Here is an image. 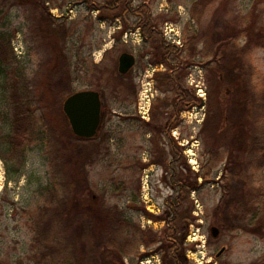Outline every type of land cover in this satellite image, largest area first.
Segmentation results:
<instances>
[{
  "label": "rangeland",
  "instance_id": "1",
  "mask_svg": "<svg viewBox=\"0 0 264 264\" xmlns=\"http://www.w3.org/2000/svg\"><path fill=\"white\" fill-rule=\"evenodd\" d=\"M105 1L0 0V35L10 39L14 49L11 64L2 63L8 76L0 80V264H51L35 248L41 239L39 217L48 198L55 195L58 186L54 182H69L74 174L80 175L76 162L72 166L68 161L79 156L80 148L74 143L58 98L66 58L71 65V87L75 91L98 90L103 103L97 139L80 142L83 149L94 143L100 148L83 164L88 188L80 192L81 186L73 183L69 193L95 195L107 205L118 206L137 227L158 232L161 238L168 220L174 217L168 199L180 195L179 215L171 226L185 235L181 246L185 264H264V166L256 161L233 167L223 149L218 158L208 155L211 132L204 123L209 111L222 106L229 116L219 123L218 142L230 127L229 113L233 118L245 114L235 103L237 99L226 91L219 96L215 85L209 84L205 64L210 58L197 53L202 43H190L193 34L213 20L223 29L238 28L240 19L253 7L255 25L261 26L264 0H216L205 9L201 24L191 14L195 0H134V7L143 5L142 12L152 16L159 38L167 45L175 43L168 56L135 27L140 16H114L94 7ZM53 22L66 23L71 34L56 36ZM244 41L240 39L241 44ZM123 52L136 55V64L129 72L137 90L135 99L120 92L115 81ZM163 58L182 64L172 74L180 77L189 99L178 118L170 105L175 98L173 86L166 82L171 70L160 62ZM237 59L238 67L250 65L253 77L264 85V46L249 52L248 64ZM18 74L28 81L32 108L43 135L16 152L6 136L15 134V108L8 81L12 76L15 82ZM140 78L150 82L147 86L154 93L149 120L143 119L137 108ZM200 88L206 91V98L198 94ZM168 119L175 123L169 135L157 129ZM79 158L81 164L84 157ZM178 166L182 182L180 177L172 180L170 176L171 169ZM146 196L150 201L146 202ZM150 204L154 212L148 209ZM86 225L84 219L69 234L84 261L90 247L85 245V235L81 236ZM212 226L220 229L217 238L211 234ZM92 234V243L99 244L96 232ZM128 235V253L120 255L100 248L97 264H174L168 244L162 240L152 242L148 234L143 238L139 233ZM223 247L224 252L217 256Z\"/></svg>",
  "mask_w": 264,
  "mask_h": 264
},
{
  "label": "trees",
  "instance_id": "2",
  "mask_svg": "<svg viewBox=\"0 0 264 264\" xmlns=\"http://www.w3.org/2000/svg\"><path fill=\"white\" fill-rule=\"evenodd\" d=\"M215 1H194L191 7V14L197 20V23L201 24L205 9ZM224 1L222 0L223 3ZM133 2L134 0H106L104 3L94 5V7L101 11L112 12L114 16H119L122 13H133L140 16L141 21L135 24V27H140L145 38L155 44L157 43V48L163 56H168L169 53L174 51L173 46L175 44L170 43L167 45L165 41L161 40L159 35H157L158 31H155L156 28L153 24L152 16L149 13L142 12L143 5L134 7ZM253 14L254 7L240 19L242 22L238 23V28L233 29L234 31L230 28L228 29V27L223 29L221 25H216L213 20V24L206 26L204 29L200 27L199 31L195 32L190 38V43L194 46L199 43L203 45L197 50V53L203 57L210 58L205 64L209 84L215 85L219 96H222L223 91H226V93L224 92L225 94L237 99L235 103L239 105L245 114L242 116L239 114L233 118L232 114L229 113L231 116L230 127L221 133L223 140L218 142L219 123L224 117L229 118V116L222 106L219 109L209 111L204 127L210 129L211 139H209L212 147L208 149L207 153L218 158V155L221 154V149H223L227 153L228 164L233 167L241 166V168L244 162L255 163L259 161L261 166H264V85L259 84L256 78L253 77L254 74L250 65L238 67L237 59L240 57L248 64L249 52L257 46H264V23L256 27L252 17ZM52 26H55L54 34L56 36L62 33L64 37H67L71 34L70 28L66 26V23L57 24L53 22ZM189 27L190 23L188 29ZM241 38L245 39L242 44L240 43ZM13 51L11 40L4 37V35H0V80L8 76V72L3 68L2 63L11 64ZM160 62H165L169 71L171 70V73L167 74L166 82L173 86L175 98L170 105L175 107L178 118L181 109L187 106L189 99L188 91L181 84L180 77L172 74L173 70L181 69L182 64L174 61V59L168 60L166 58H163ZM64 64L66 70L60 74V80L64 83H62L63 87L58 91V98L61 104L64 103L69 95L75 92L71 87L69 76L71 69L70 60L66 58ZM9 78L12 79V76ZM11 79L8 82H11V97L15 108V134L6 136V140L11 144L14 151L19 152V149L23 150L26 145L43 135V131L37 125L38 118L32 108L31 91L26 77L18 74L15 82H12ZM115 81L120 92H127L128 96L132 95L134 99L136 98L137 90L129 72L122 74L117 70ZM146 124L154 125L152 122H146ZM174 125L175 123L168 119L163 123V126L158 125L157 129L169 135V131ZM72 137L75 139V145L80 148V154L77 158L69 157L68 161H71L72 166L76 162L75 166L77 169L80 168L78 171L80 175L74 174L75 177L73 176V180L71 181L70 179L69 182L63 183L60 180L54 182L58 186L55 195H51L47 204L43 206L42 216L39 217L38 230L41 239H39L40 244H38V247H35L43 252V254H40L43 259L48 258L51 264H97L96 257L100 248L114 252L118 251L120 255L128 253V245L130 244L128 234L134 232L135 234L139 233L142 238L148 234L152 242L162 240V242H165L164 244H168L170 259L174 264H185L181 257V246L184 244L185 235H179L178 228L171 226L172 221L179 215L181 196L177 195L168 199L167 203L174 217L168 220V226L165 227L161 238L158 232L137 227L126 218L124 211L119 209L118 206L107 205L95 198V195L90 197L72 195V193H69V186L73 183L81 186L80 192H84L88 188L87 179L82 172L83 164L90 162L100 150L97 143L90 145L86 149H83L80 144V142L84 141H95L97 136L82 138L72 134ZM81 156L84 157V160L80 164L78 159H81L79 158ZM171 171L174 174L176 173V169H171ZM180 180L182 182V178ZM53 186L55 187V185ZM61 191L67 193L58 195ZM84 219H86L87 225L81 236L85 235V245H90L87 252H85L86 261L83 260L84 255L80 254L75 241L69 237L72 227L78 228L80 222ZM45 221H48V223L45 224ZM93 231L96 232L99 238V244L97 245L92 243L91 240Z\"/></svg>",
  "mask_w": 264,
  "mask_h": 264
},
{
  "label": "water",
  "instance_id": "3",
  "mask_svg": "<svg viewBox=\"0 0 264 264\" xmlns=\"http://www.w3.org/2000/svg\"><path fill=\"white\" fill-rule=\"evenodd\" d=\"M135 64V54L130 52L120 54L118 64L120 73H128ZM102 104L101 93L95 89L78 90L65 99L63 109L75 135L82 138L98 135L103 122ZM211 234L217 238L220 235V229L212 226ZM224 250L225 247L217 253V256H220Z\"/></svg>",
  "mask_w": 264,
  "mask_h": 264
},
{
  "label": "built area",
  "instance_id": "4",
  "mask_svg": "<svg viewBox=\"0 0 264 264\" xmlns=\"http://www.w3.org/2000/svg\"><path fill=\"white\" fill-rule=\"evenodd\" d=\"M156 70V69H154ZM145 78H140L142 91H140L139 99L137 103L138 112L141 115L142 118L149 120L150 119V110H151V100L154 97V93L152 91V88L148 87L147 84H150V82L145 83ZM198 94L202 98H206V91L203 88H200L198 91ZM146 202L150 201L147 199V196L145 197ZM148 200V201H147ZM152 204H150V207L148 206V209L154 212V209L151 207ZM153 208H156V206H153ZM158 210V208H157Z\"/></svg>",
  "mask_w": 264,
  "mask_h": 264
},
{
  "label": "flooded vegetation",
  "instance_id": "5",
  "mask_svg": "<svg viewBox=\"0 0 264 264\" xmlns=\"http://www.w3.org/2000/svg\"><path fill=\"white\" fill-rule=\"evenodd\" d=\"M181 167L183 168V165H181ZM169 169H171V168H169ZM170 176H171L172 180L177 178V177L182 178V174L179 175V166L176 167V173L174 174L173 172H171ZM165 177L168 178V172L165 173Z\"/></svg>",
  "mask_w": 264,
  "mask_h": 264
}]
</instances>
